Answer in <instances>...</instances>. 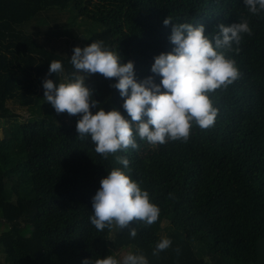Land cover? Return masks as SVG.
Segmentation results:
<instances>
[{"label": "trees", "instance_id": "16d2710c", "mask_svg": "<svg viewBox=\"0 0 264 264\" xmlns=\"http://www.w3.org/2000/svg\"><path fill=\"white\" fill-rule=\"evenodd\" d=\"M72 7L99 29L85 45L103 41L121 62H134L137 81L153 76L155 56L169 52L172 24H203L214 44L218 24L247 20L251 34L239 45L220 49L240 75L210 93L218 114L213 126L193 124L189 139L138 148L107 159L90 137L76 131L79 115L56 114L45 101V78L59 83L76 70L72 55L50 49L25 29L49 8ZM171 17L172 23L163 21ZM59 60L64 71L48 73ZM83 74V73H81ZM116 79L86 76L98 101L93 112L117 108L124 98L110 87ZM12 100L31 115L20 119ZM0 119L11 136L0 138V254L3 264H82L85 258L113 255L133 247L149 264H264V10L252 14L244 0H0ZM117 157L127 158L124 168ZM121 168L160 209L151 226L97 231L91 199L100 180ZM130 228H136L135 238ZM171 246L153 255L161 233ZM177 249L179 251L177 252Z\"/></svg>", "mask_w": 264, "mask_h": 264}, {"label": "clouds", "instance_id": "9594fccd", "mask_svg": "<svg viewBox=\"0 0 264 264\" xmlns=\"http://www.w3.org/2000/svg\"><path fill=\"white\" fill-rule=\"evenodd\" d=\"M252 14L264 10V0H244ZM167 26L171 17L163 21ZM219 32L214 44L205 34V26L190 23L172 24L169 52L155 56L151 72L160 77L156 83L153 76L137 81L134 62H121L118 52L104 47L103 41H94L84 47L75 46L70 63L76 70L72 78L64 77L59 83L45 78L43 81L45 101L56 114L79 115L76 131L81 139L90 137L95 152L107 159L119 150L138 148L136 137L151 145L164 144L168 140L187 141L193 124L200 129L213 126L218 109L213 106L210 93L227 88L240 72L233 59L220 49L231 48L242 40V33L251 34L247 20L239 23L217 25ZM64 71L59 60L50 62L48 73L57 76ZM83 73V74H81ZM100 74L106 79H116L110 85L119 90L124 98L123 108L130 119L117 108L105 111L97 108L93 89L85 84L86 76ZM127 168L129 160L117 157ZM93 214L91 224L97 231L129 228L131 222L139 221L146 226L154 224L160 215L159 207L150 200L149 192L121 168H112L101 178L100 187L91 199ZM135 238L136 228H130ZM172 241L162 237L153 255L168 249ZM179 249H177V252ZM82 264H149L143 254L128 253L118 260L113 255L103 258H85Z\"/></svg>", "mask_w": 264, "mask_h": 264}, {"label": "rangeland", "instance_id": "374dc122", "mask_svg": "<svg viewBox=\"0 0 264 264\" xmlns=\"http://www.w3.org/2000/svg\"><path fill=\"white\" fill-rule=\"evenodd\" d=\"M25 29L45 44L50 49L56 50L64 55H72L75 46L84 47L86 39L90 34L99 28L77 15L72 7L65 9L49 8L44 10ZM9 107L19 114L20 119H27L31 113L21 105L8 101ZM11 136V129L6 120L0 119V138ZM162 237H167L166 230L161 233ZM134 248L128 247L119 252L120 258L128 253H133ZM260 257L264 256V244L259 248ZM4 263V256L0 254V264Z\"/></svg>", "mask_w": 264, "mask_h": 264}]
</instances>
